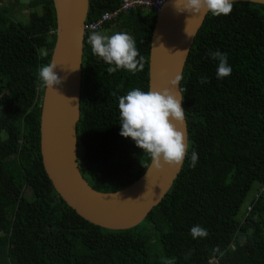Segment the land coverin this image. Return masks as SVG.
<instances>
[{
    "label": "trees",
    "instance_id": "16d2710c",
    "mask_svg": "<svg viewBox=\"0 0 264 264\" xmlns=\"http://www.w3.org/2000/svg\"><path fill=\"white\" fill-rule=\"evenodd\" d=\"M0 4V264H264V4L234 2L228 15L209 12L200 28L181 79L188 155L144 220L148 232L95 225L55 190L41 153L45 87L37 79L57 40L54 0H31L39 10L26 22L12 17V2ZM120 6L121 0H90L87 24ZM156 18L143 8L118 18L119 32L133 36L144 57L135 74L109 73L88 43L94 31L86 33L77 134L82 173L99 191L124 189L151 163L120 135L118 98L134 88L149 90ZM216 50L232 68L223 79L209 55ZM192 150L195 167L189 166ZM254 184L258 190L242 212ZM196 225L208 235L193 239Z\"/></svg>",
    "mask_w": 264,
    "mask_h": 264
},
{
    "label": "water",
    "instance_id": "95a60500",
    "mask_svg": "<svg viewBox=\"0 0 264 264\" xmlns=\"http://www.w3.org/2000/svg\"><path fill=\"white\" fill-rule=\"evenodd\" d=\"M234 2L264 4V0ZM54 6L57 40L51 61L58 64L56 71L63 80L56 86L57 91L45 87L43 94L40 142L45 171L61 198L84 219L109 230L135 228L161 203L185 160L180 167L160 169H155L151 160L143 176L119 191L103 192L90 185L82 173L77 134L90 0H54ZM208 14L177 12L174 0H169L157 14L150 48L149 89L171 87L174 76L182 77L195 38ZM176 87L181 88L183 97L181 80ZM182 130L189 146L186 115Z\"/></svg>",
    "mask_w": 264,
    "mask_h": 264
},
{
    "label": "clouds",
    "instance_id": "9594fccd",
    "mask_svg": "<svg viewBox=\"0 0 264 264\" xmlns=\"http://www.w3.org/2000/svg\"><path fill=\"white\" fill-rule=\"evenodd\" d=\"M233 3L234 0H174L177 12H210L213 16L230 14ZM88 43L92 53L110 65L107 69L109 73L124 69L135 74L144 69V57L140 55L134 37L126 32L105 35L94 31L89 35ZM209 55L218 60L217 78L228 77L232 68L228 64L227 54L216 50ZM57 66L53 60L39 67L37 79L41 86L57 91L56 86L61 85L63 80L56 71ZM181 78L179 74L174 76L170 81L171 87L149 89L146 92L134 88L118 98L120 135L135 141L150 156L155 169L180 167L188 155L189 146L182 130L185 122L183 97L180 95L181 88L177 90L176 87ZM200 82L206 83L207 78L202 77ZM197 161L198 153L192 150L189 166L195 167ZM190 232L193 239L208 235L207 230L199 225L193 226ZM163 264H173V261L164 259Z\"/></svg>",
    "mask_w": 264,
    "mask_h": 264
},
{
    "label": "built area",
    "instance_id": "2783aa9c",
    "mask_svg": "<svg viewBox=\"0 0 264 264\" xmlns=\"http://www.w3.org/2000/svg\"><path fill=\"white\" fill-rule=\"evenodd\" d=\"M168 2L169 0H121V6L117 10L104 13L98 20L87 24L86 29L90 31H98L106 22L118 19L120 14L130 12L137 8H143L148 12L153 11L158 14Z\"/></svg>",
    "mask_w": 264,
    "mask_h": 264
},
{
    "label": "rangeland",
    "instance_id": "374dc122",
    "mask_svg": "<svg viewBox=\"0 0 264 264\" xmlns=\"http://www.w3.org/2000/svg\"><path fill=\"white\" fill-rule=\"evenodd\" d=\"M7 2L9 4H10V2H12V4H10V7H11V10H10L11 11V15L17 21L23 20V22H26L30 18L31 11H33L35 9L39 10V8H36V7L33 8V7L30 6L31 0H18V2H19L18 5H16L17 0H6V4H7ZM111 22H112L111 27L109 29H107V30H103L101 32V34L109 35L110 33H116V32H119L120 31L119 25L117 24L118 19H113V20H111ZM87 31L88 30L86 29V33H87ZM257 190H258V185L257 184H254L252 190L248 194V197L246 199V202L242 206V209H241L242 212H243V209H246L247 203L254 196V194L257 192ZM241 214H240V216H241ZM138 226H139L138 228H139L140 231H145L149 227L146 222H142ZM145 232H148V230L145 231ZM240 240L243 241L242 237L240 238Z\"/></svg>",
    "mask_w": 264,
    "mask_h": 264
},
{
    "label": "crops",
    "instance_id": "0c3cea01",
    "mask_svg": "<svg viewBox=\"0 0 264 264\" xmlns=\"http://www.w3.org/2000/svg\"><path fill=\"white\" fill-rule=\"evenodd\" d=\"M14 4V3H13ZM19 3H16V5H18Z\"/></svg>",
    "mask_w": 264,
    "mask_h": 264
}]
</instances>
